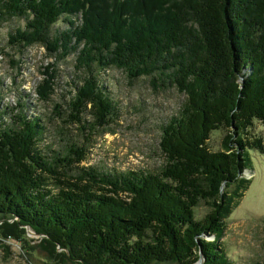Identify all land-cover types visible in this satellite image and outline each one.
Segmentation results:
<instances>
[{
  "label": "trees",
  "instance_id": "16d2710c",
  "mask_svg": "<svg viewBox=\"0 0 264 264\" xmlns=\"http://www.w3.org/2000/svg\"><path fill=\"white\" fill-rule=\"evenodd\" d=\"M14 18L26 24L0 46L12 67L22 61L9 51L32 45L55 58L36 85L40 101L56 94L58 62L76 54L71 98L54 113L87 134L46 151L28 93L4 107L0 79L3 247L15 240L40 264H237L222 239L253 182V154L264 155V0H0V29ZM61 19L69 26L53 33ZM110 68L130 85L185 95L162 125L158 171L87 164L93 136L120 117Z\"/></svg>",
  "mask_w": 264,
  "mask_h": 264
},
{
  "label": "rangeland",
  "instance_id": "374dc122",
  "mask_svg": "<svg viewBox=\"0 0 264 264\" xmlns=\"http://www.w3.org/2000/svg\"><path fill=\"white\" fill-rule=\"evenodd\" d=\"M25 24L24 18H14L4 22L0 29V46H7L9 32ZM68 26L67 21L61 19L52 26L53 33ZM9 52L13 54V59L22 61L20 64L22 69L12 67L9 58L0 55V79L4 86L2 105L6 107L9 104L16 107L19 90L28 93L25 100L30 105L25 108V113L39 115L44 119L46 130L40 145L46 151L51 153L61 151L72 139L85 140L84 136L87 133H80L79 128L65 123L54 113L56 103H62L66 108V102L71 98L69 92L76 78V54L72 53L66 60L58 62L59 77L56 94L53 95L52 100L44 102L38 98L35 88L43 78L42 70L47 64L55 61V58L48 55L46 49L38 44L24 49L23 52L16 50ZM107 72L106 83L119 105L120 117L118 123L112 124L105 130H99L93 136L90 160L87 164L97 165L105 170H160L166 161L160 145L162 125L179 112L185 95L174 87L155 90L147 79H141L130 85L125 72L117 68H110ZM18 111L19 108H16L12 113ZM6 122H10L8 115ZM260 128L263 129L262 134H264V127L260 126ZM220 138L221 132L213 134L214 147L219 146ZM253 165L254 172L247 173L248 177H253V182L242 203L232 214L227 232L222 239L230 257L237 264H264V155L254 153ZM206 212L207 207L204 205L197 208L199 217ZM28 228L27 237L32 240V244H36L34 240H37L39 235L32 234V229ZM5 242L9 244L10 249L6 250L0 241V264L38 262L33 258L31 260L17 241L10 239Z\"/></svg>",
  "mask_w": 264,
  "mask_h": 264
},
{
  "label": "water",
  "instance_id": "95a60500",
  "mask_svg": "<svg viewBox=\"0 0 264 264\" xmlns=\"http://www.w3.org/2000/svg\"><path fill=\"white\" fill-rule=\"evenodd\" d=\"M28 229H29V228H28ZM30 230H31V228H30ZM31 231H32V234L38 235L35 231H33V230H31ZM209 237H210V236H209ZM212 239H213V237H212ZM199 263H200V264H203L202 259H200Z\"/></svg>",
  "mask_w": 264,
  "mask_h": 264
},
{
  "label": "bare ground",
  "instance_id": "6f19581e",
  "mask_svg": "<svg viewBox=\"0 0 264 264\" xmlns=\"http://www.w3.org/2000/svg\"><path fill=\"white\" fill-rule=\"evenodd\" d=\"M198 264V263H197Z\"/></svg>",
  "mask_w": 264,
  "mask_h": 264
}]
</instances>
